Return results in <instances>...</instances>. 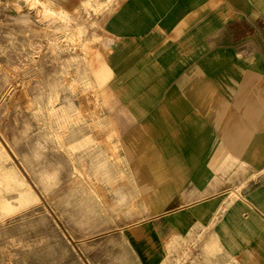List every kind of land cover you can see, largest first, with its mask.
Here are the masks:
<instances>
[{"label": "crops", "instance_id": "0c3cea01", "mask_svg": "<svg viewBox=\"0 0 264 264\" xmlns=\"http://www.w3.org/2000/svg\"><path fill=\"white\" fill-rule=\"evenodd\" d=\"M102 30L142 204L114 227L134 264H165L195 231L264 264V0H114Z\"/></svg>", "mask_w": 264, "mask_h": 264}, {"label": "rangeland", "instance_id": "374dc122", "mask_svg": "<svg viewBox=\"0 0 264 264\" xmlns=\"http://www.w3.org/2000/svg\"><path fill=\"white\" fill-rule=\"evenodd\" d=\"M113 4L0 0V264H134L114 227L142 204L99 56ZM204 240L165 264H235Z\"/></svg>", "mask_w": 264, "mask_h": 264}]
</instances>
